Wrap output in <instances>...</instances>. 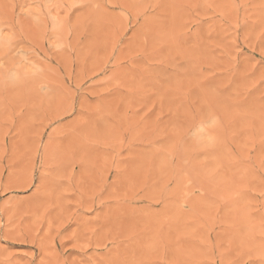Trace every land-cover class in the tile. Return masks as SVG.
I'll return each mask as SVG.
<instances>
[{
    "label": "rangeland",
    "instance_id": "obj_1",
    "mask_svg": "<svg viewBox=\"0 0 264 264\" xmlns=\"http://www.w3.org/2000/svg\"><path fill=\"white\" fill-rule=\"evenodd\" d=\"M0 264H264V0H0Z\"/></svg>",
    "mask_w": 264,
    "mask_h": 264
}]
</instances>
